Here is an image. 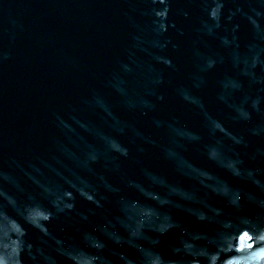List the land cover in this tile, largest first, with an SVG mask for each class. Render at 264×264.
<instances>
[{
    "label": "water",
    "instance_id": "1",
    "mask_svg": "<svg viewBox=\"0 0 264 264\" xmlns=\"http://www.w3.org/2000/svg\"><path fill=\"white\" fill-rule=\"evenodd\" d=\"M0 264H264V0H0Z\"/></svg>",
    "mask_w": 264,
    "mask_h": 264
}]
</instances>
